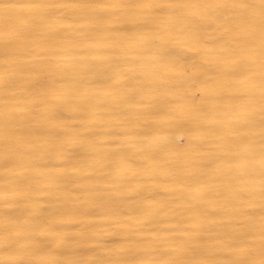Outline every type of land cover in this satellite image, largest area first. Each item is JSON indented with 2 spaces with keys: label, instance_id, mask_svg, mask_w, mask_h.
Here are the masks:
<instances>
[{
  "label": "bare ground",
  "instance_id": "1",
  "mask_svg": "<svg viewBox=\"0 0 264 264\" xmlns=\"http://www.w3.org/2000/svg\"><path fill=\"white\" fill-rule=\"evenodd\" d=\"M0 264H264V0H0Z\"/></svg>",
  "mask_w": 264,
  "mask_h": 264
}]
</instances>
